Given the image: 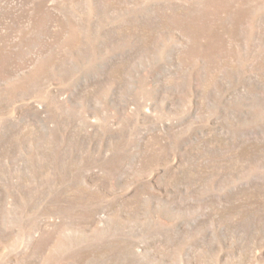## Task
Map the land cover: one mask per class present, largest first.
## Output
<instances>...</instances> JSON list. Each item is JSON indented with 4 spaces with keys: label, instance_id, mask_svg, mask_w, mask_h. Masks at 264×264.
Wrapping results in <instances>:
<instances>
[{
    "label": "rangeland",
    "instance_id": "374dc122",
    "mask_svg": "<svg viewBox=\"0 0 264 264\" xmlns=\"http://www.w3.org/2000/svg\"><path fill=\"white\" fill-rule=\"evenodd\" d=\"M0 264H264V0H0Z\"/></svg>",
    "mask_w": 264,
    "mask_h": 264
}]
</instances>
